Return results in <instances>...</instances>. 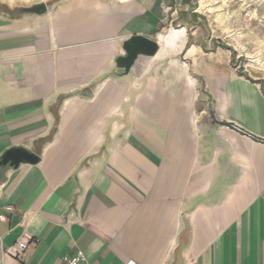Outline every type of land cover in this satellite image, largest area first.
<instances>
[{
	"label": "crops",
	"instance_id": "obj_1",
	"mask_svg": "<svg viewBox=\"0 0 264 264\" xmlns=\"http://www.w3.org/2000/svg\"><path fill=\"white\" fill-rule=\"evenodd\" d=\"M177 1L0 0V264H264V77Z\"/></svg>",
	"mask_w": 264,
	"mask_h": 264
},
{
	"label": "rangeland",
	"instance_id": "obj_2",
	"mask_svg": "<svg viewBox=\"0 0 264 264\" xmlns=\"http://www.w3.org/2000/svg\"><path fill=\"white\" fill-rule=\"evenodd\" d=\"M177 4L168 15L176 28L190 19L189 28H201L223 45L242 74L264 77V0H178Z\"/></svg>",
	"mask_w": 264,
	"mask_h": 264
},
{
	"label": "water",
	"instance_id": "obj_3",
	"mask_svg": "<svg viewBox=\"0 0 264 264\" xmlns=\"http://www.w3.org/2000/svg\"><path fill=\"white\" fill-rule=\"evenodd\" d=\"M41 7L43 5L38 4L34 7V10L38 11ZM124 50L126 51V55L119 57L117 64L119 68L129 73L139 55L154 56L159 50V45L155 39L135 35L125 42ZM39 161L40 157L30 150L26 148H15L4 154L0 165L18 167L21 163L36 164Z\"/></svg>",
	"mask_w": 264,
	"mask_h": 264
},
{
	"label": "built area",
	"instance_id": "obj_4",
	"mask_svg": "<svg viewBox=\"0 0 264 264\" xmlns=\"http://www.w3.org/2000/svg\"><path fill=\"white\" fill-rule=\"evenodd\" d=\"M11 206H7L6 210L12 211ZM32 238L29 235H26L23 239L18 241L9 251L10 254L17 258H21L25 250L31 243ZM62 264H91L88 260V257L83 251H78L76 254L71 256H66L63 258ZM127 264H138L135 261H129Z\"/></svg>",
	"mask_w": 264,
	"mask_h": 264
}]
</instances>
